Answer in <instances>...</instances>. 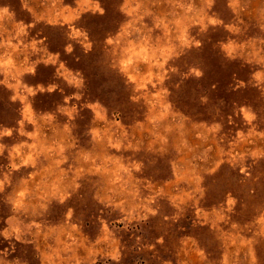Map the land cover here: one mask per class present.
Returning a JSON list of instances; mask_svg holds the SVG:
<instances>
[{"label":"rangeland","instance_id":"1","mask_svg":"<svg viewBox=\"0 0 264 264\" xmlns=\"http://www.w3.org/2000/svg\"><path fill=\"white\" fill-rule=\"evenodd\" d=\"M0 264H264V0H0Z\"/></svg>","mask_w":264,"mask_h":264}]
</instances>
